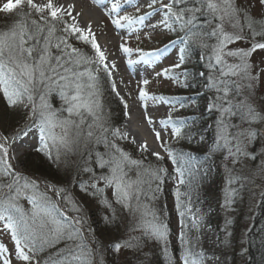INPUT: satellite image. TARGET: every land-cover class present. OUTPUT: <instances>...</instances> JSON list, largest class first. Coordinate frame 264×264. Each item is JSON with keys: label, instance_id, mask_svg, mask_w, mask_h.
Returning a JSON list of instances; mask_svg holds the SVG:
<instances>
[{"label": "snow or ice", "instance_id": "6c2138e0", "mask_svg": "<svg viewBox=\"0 0 264 264\" xmlns=\"http://www.w3.org/2000/svg\"><path fill=\"white\" fill-rule=\"evenodd\" d=\"M92 2L104 7L116 29H127L129 34L139 26L178 33L170 41L178 48V63L162 68L156 77L174 74L175 81L188 87L187 68L176 70L188 62L195 48L201 50L199 59L205 70L198 76L212 93L207 109L216 114L213 136L209 140L199 117L174 118L171 112L159 121L144 118L156 149L147 138L138 139L139 131L129 130L127 123L117 126L105 85L119 98L128 119L130 108L113 78L116 62L108 60L91 22L81 26V14H73L75 5L61 0H4L0 12L13 19L0 27V94L21 122L11 133L0 131V229L12 242L11 248L0 243V264H117L127 254L139 264L149 240L162 242L165 257L173 264L164 209L156 206L168 180L175 182L173 195L180 217L176 259L179 264H206L199 236L190 234L204 227V213L193 194L211 170L208 162L221 156L227 173L222 205L226 210L249 182L255 187V176H264V96L257 93L264 60L254 63L251 59L257 51L264 52V17L253 16L237 0H145L148 11L143 12L138 0H112L110 7L104 0ZM258 2L264 6V0ZM125 6H135V12L124 11ZM154 14H162L160 20L148 25ZM145 35L151 39L150 33ZM168 47L145 51L120 45L123 54L138 53L148 64H154ZM135 63L127 61L129 66ZM149 83L143 79L138 85L145 111L149 99L165 100L150 95ZM54 97H59V107H54ZM198 98L199 94L167 102L175 100L185 108V100L195 103ZM37 136L35 151L55 166L57 174L63 169L67 185L75 183L96 200L102 210L100 222L105 228H115L116 236L107 244L96 237V228L82 214V207L65 195L67 186L42 185L40 177L17 167L15 146L22 147ZM172 141L206 149L205 159L177 148ZM126 144L134 145L138 155L126 150ZM256 144L261 146L259 151ZM166 161L173 166L171 171ZM249 167L251 175H245L243 169ZM109 189L111 198L106 195ZM260 199L264 201V185ZM64 201L67 206H62Z\"/></svg>", "mask_w": 264, "mask_h": 264}, {"label": "rangeland", "instance_id": "374dc122", "mask_svg": "<svg viewBox=\"0 0 264 264\" xmlns=\"http://www.w3.org/2000/svg\"><path fill=\"white\" fill-rule=\"evenodd\" d=\"M104 1V3L110 7L112 0ZM3 2L4 0H0V3ZM165 2H167V0H165ZM237 3L242 7L250 8L253 16L257 18L264 17V6H261L258 0H237ZM138 6L141 7L142 12L148 11L145 6V0H138ZM124 11L134 13L135 6H125ZM121 14H123V12ZM161 15L162 14H154L150 17L147 22L148 25L157 23ZM104 17L107 20L104 21ZM102 18L104 22L101 25L99 24L100 26L96 30V37L98 41L102 40L106 38V36H109L111 30L114 34L113 39L120 41V43H115L113 48H107L105 51H107L106 53L108 54L109 61L116 60L117 66L116 70L113 71V78L116 81L117 90L127 103L134 101L137 104V108L144 109L145 102L139 99L138 85L141 84L143 79H149L150 83L146 87L150 95L165 97L164 101H153L149 99L146 102L148 115L151 116L153 120L159 121L164 119L170 112L174 118L199 117L200 120L204 122V127L208 129L209 140H211L213 136L212 126L216 114L207 109V103L211 99L212 93L205 89L204 81L198 76V73L201 72L198 66L203 67L204 64V61L199 59L201 50L195 48L188 62L181 69L176 70L180 72L183 71V68H187L189 72V86L184 87L182 83L172 78L174 74H171L169 77H156L155 75V73L159 72L162 68L178 63V48L170 45V41L175 40L178 33L169 32L162 28H157L153 31L150 26H139V30L133 34H129L127 29H116L115 26L110 23L106 15L103 14ZM12 19L13 16L0 12V27L10 24ZM145 33H150L151 39H149ZM137 36L140 37L139 41L136 39ZM108 39L113 40L111 37ZM122 43H127L128 46L132 48H142L145 51L158 48L163 49L165 45H169V47L154 64H148L140 60L138 53L133 52L130 56L123 54L120 49ZM208 43H213V41H208ZM78 46L83 47L82 44H78ZM234 46L243 47L245 45L237 44ZM128 59H132L136 61V63L129 66L127 64ZM251 59L254 63L261 62L264 60V52L257 51L253 54ZM180 80H183L182 76ZM109 88L110 86L108 87L107 85L106 91H110ZM121 90H125V93L122 94ZM257 93L260 96H264V77L261 78L257 86ZM197 94H199V98L195 103L187 100L184 101L187 105L185 108H180L179 103L175 100L172 104L167 102L168 98H180L183 100L184 98L196 96ZM106 98L112 115L115 118L113 123L117 126L125 124L126 117L123 115L124 108L119 98L116 97L114 93L110 92L106 93ZM52 103L54 107H59V97H54ZM173 108H175L176 111L172 112ZM6 112L8 113L7 116H5ZM0 118H2L0 119V131H4L6 134L13 132L21 122L15 113H11L7 109L6 100L2 94H0ZM145 127L152 135L149 125L145 123ZM157 127H159L158 124ZM164 138L170 139L167 135ZM172 143L175 144L177 148L183 149L184 151H192L201 161L205 159L204 151L206 149L201 150L195 144L188 145L186 142L176 144L175 141H172ZM37 146L38 136L30 137L27 144L25 143L24 146H22L18 157H16L17 167L29 175L34 174L40 177L42 185L45 184V182H49L59 183L60 186H67L68 192L65 195L69 200H75L82 207V214L90 218V223L93 228H96V237L105 244L114 239L116 230L113 227L105 228L100 222L102 210L98 209L96 200L81 192L75 183L67 185V181L63 178V169L57 174L55 166L49 165L43 155L35 151ZM254 147L258 151L261 148L259 144L254 145ZM125 148L132 152L133 155H138V153L135 152L134 145L126 144ZM218 155L219 154H217V156ZM152 159L153 162H155L154 158ZM213 159L214 161H212ZM213 159L211 160L212 162H208L211 170L201 181L198 193L193 194V201L204 213V227L199 233L193 232L190 235L193 237L199 236V247L206 254V264H245L247 261V234L256 213L261 186L264 185V176H255V187H253L252 182H249L247 187L241 191L236 198V202L226 210L222 205L227 173L222 159L218 162H215V157ZM39 165L42 166L39 168ZM166 166L169 168V171L172 170L173 166L170 162L166 161ZM229 167H231L230 164ZM241 167V165H237V168ZM243 171L245 175H251L250 167L244 168ZM174 187L175 182L173 180H168L165 183L164 192L157 201L156 206L164 209L162 219L168 225L169 229V255L173 258V264H179L176 257L179 256L178 235L180 232V217L175 209V197L173 195ZM106 195L111 198L110 189L107 190ZM62 206H67V201L62 202ZM24 207H28L27 202H24ZM229 219L232 223L227 225L226 221ZM209 220L210 223H212L211 225L207 224ZM217 226H219V228ZM219 229L222 230V233H220ZM122 231L123 225H121V232ZM229 233H231L230 236ZM226 240H229L230 243L226 244ZM0 243H5L9 248L12 247L9 234L3 229H0ZM109 264H111V261ZM117 264H137L136 257H133L131 254L121 256ZM139 264H169L163 252L162 242L154 240L147 241L143 248V254L140 256Z\"/></svg>", "mask_w": 264, "mask_h": 264}, {"label": "bare ground", "instance_id": "6f19581e", "mask_svg": "<svg viewBox=\"0 0 264 264\" xmlns=\"http://www.w3.org/2000/svg\"><path fill=\"white\" fill-rule=\"evenodd\" d=\"M61 2L64 3L65 5L74 4L75 5V12L73 14L74 15L76 13L81 14L79 17L81 26L86 27L87 24L89 22H91L92 28H93L95 33H96L97 28H99V26L101 24H103V22L105 21V18H104V21L102 18V14L105 13L104 7L97 6L96 4H94L92 2V0H61ZM110 37L112 39L114 37V34L111 32V30H110L109 36H106V38L98 41L103 50H106L107 48H113L115 43H120V41H118L117 39L109 40L108 38H110ZM114 61L116 62V60H114ZM116 66H117V64H116ZM121 93L124 94L125 90L124 91L121 90ZM128 105L130 108V119L126 118L125 123L128 124L129 130H132V131L138 130L140 133L139 137L141 136V137L147 138L149 140V142L152 144V147L154 149H156L157 146H156L155 141L153 142V140H154L153 136L148 131V129L145 127L144 118L146 115L149 116L147 109L145 111L144 109L137 108V104L134 101H130L128 103ZM138 127H140V128H138ZM139 137H138V139H139ZM21 149H22L21 146H19V145L15 146V155H17L16 157H18L19 151Z\"/></svg>", "mask_w": 264, "mask_h": 264}, {"label": "trees", "instance_id": "16d2710c", "mask_svg": "<svg viewBox=\"0 0 264 264\" xmlns=\"http://www.w3.org/2000/svg\"><path fill=\"white\" fill-rule=\"evenodd\" d=\"M198 69L199 71L205 70L202 66H198ZM106 87L107 85H105V89ZM109 92L111 93V91H106V93ZM218 156H215V162L221 160V156L220 155ZM212 161H214V159ZM212 161L210 160V162ZM42 165H39V168ZM207 224L211 225L212 223H210L209 220ZM217 227L219 228V226ZM219 230L220 233H222V230L221 229ZM248 231L249 232L247 234V259H246L247 261L245 264H264V201L260 199V195H259V201L257 204L256 213L253 218L252 225Z\"/></svg>", "mask_w": 264, "mask_h": 264}]
</instances>
